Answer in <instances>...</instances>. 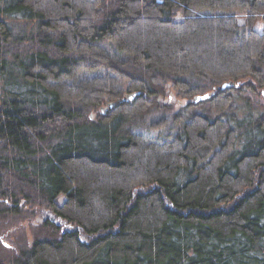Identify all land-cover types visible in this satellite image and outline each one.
<instances>
[{"label": "trees", "instance_id": "trees-1", "mask_svg": "<svg viewBox=\"0 0 264 264\" xmlns=\"http://www.w3.org/2000/svg\"><path fill=\"white\" fill-rule=\"evenodd\" d=\"M262 99L264 0H0V264H264Z\"/></svg>", "mask_w": 264, "mask_h": 264}, {"label": "rangeland", "instance_id": "rangeland-1", "mask_svg": "<svg viewBox=\"0 0 264 264\" xmlns=\"http://www.w3.org/2000/svg\"><path fill=\"white\" fill-rule=\"evenodd\" d=\"M260 28V24L258 26ZM264 104V100L262 102ZM258 105V103H253ZM181 102H176L174 104L173 111H178L180 109ZM106 110V109H104ZM254 113L259 115L262 113L264 117V109L261 106H257L254 110L249 111L247 107L243 105V102L239 101V115L244 116L247 113ZM171 112L162 110V108H155L147 114L144 118H139L138 121L133 125L136 132H147L148 127L151 123L159 120L162 117H170ZM45 216L44 211L39 209H30L20 217L22 220L19 222L18 226L13 227L9 230L0 229V257H5L10 250L13 252L18 251L19 245L22 243L23 239L28 240L29 244L32 240L33 226L40 223ZM6 250L9 251L6 253Z\"/></svg>", "mask_w": 264, "mask_h": 264}, {"label": "water", "instance_id": "water-1", "mask_svg": "<svg viewBox=\"0 0 264 264\" xmlns=\"http://www.w3.org/2000/svg\"><path fill=\"white\" fill-rule=\"evenodd\" d=\"M224 86H225V85H222L221 88H224ZM131 98H132V96H129V97H128V99H131ZM201 98H202V97H195L194 101L197 102L198 99H201ZM108 106H109V107H112L113 104L110 103V104H108ZM102 112H104V109L102 110Z\"/></svg>", "mask_w": 264, "mask_h": 264}]
</instances>
